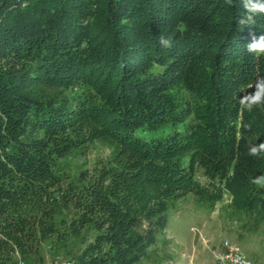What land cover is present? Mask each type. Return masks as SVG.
Segmentation results:
<instances>
[{"label": "trees", "instance_id": "16d2710c", "mask_svg": "<svg viewBox=\"0 0 264 264\" xmlns=\"http://www.w3.org/2000/svg\"><path fill=\"white\" fill-rule=\"evenodd\" d=\"M241 0H0V264H141L182 202L264 232V14ZM110 153L94 167L91 142ZM58 249V250H57ZM62 251V252H59Z\"/></svg>", "mask_w": 264, "mask_h": 264}, {"label": "rangeland", "instance_id": "374dc122", "mask_svg": "<svg viewBox=\"0 0 264 264\" xmlns=\"http://www.w3.org/2000/svg\"><path fill=\"white\" fill-rule=\"evenodd\" d=\"M109 153L108 141L98 139L89 144L79 161L94 167L98 158ZM225 240L237 243L256 264H264V232L256 229L248 218L238 215L230 194H226L213 211L204 210L192 201L182 202L172 212L166 230L141 264H219L216 254ZM44 246L47 263L52 264L49 244Z\"/></svg>", "mask_w": 264, "mask_h": 264}, {"label": "clouds", "instance_id": "9594fccd", "mask_svg": "<svg viewBox=\"0 0 264 264\" xmlns=\"http://www.w3.org/2000/svg\"><path fill=\"white\" fill-rule=\"evenodd\" d=\"M231 3V0H228ZM241 5L245 9V14L242 16L238 24L243 27L248 26V22L257 14H264V0H241ZM247 50L257 55H264V36L259 40H254L249 43ZM255 91L247 93L242 99L243 107L251 111L254 107L264 106V77L259 78L254 84Z\"/></svg>", "mask_w": 264, "mask_h": 264}, {"label": "built area", "instance_id": "2783aa9c", "mask_svg": "<svg viewBox=\"0 0 264 264\" xmlns=\"http://www.w3.org/2000/svg\"><path fill=\"white\" fill-rule=\"evenodd\" d=\"M219 264H256L241 250L237 243L230 240H225L222 244V249L216 254ZM17 264H26L21 258ZM52 264H71L68 261L57 260Z\"/></svg>", "mask_w": 264, "mask_h": 264}]
</instances>
